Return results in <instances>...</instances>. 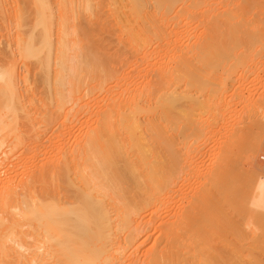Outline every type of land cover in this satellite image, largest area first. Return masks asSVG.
<instances>
[{
  "label": "bare ground",
  "instance_id": "bare-ground-1",
  "mask_svg": "<svg viewBox=\"0 0 264 264\" xmlns=\"http://www.w3.org/2000/svg\"><path fill=\"white\" fill-rule=\"evenodd\" d=\"M55 1L56 6L53 7L52 0H0V13L10 10L8 17L15 31H10L9 36L18 51L17 55L11 51L14 58L11 55L10 59L7 55L9 59L3 57L5 63L0 61V152L4 150L0 165L11 159L14 150L26 139L20 123L23 117L21 111L25 110L27 103L34 105L35 98L31 96L25 101L19 84L23 77L24 81L28 80L30 65L39 70V77L45 82L46 103L54 105L51 115L61 120V128H56L59 131L57 152L50 156L53 163L48 159L46 165L39 164L38 169H30L29 162L35 161L28 160L29 164L26 160L15 164L11 162L6 168L11 169L10 173L0 176V264H235L236 258L242 257V252H239L240 257H236L238 250L233 246L227 250L228 257L225 254L226 257L221 256V260L215 263L210 259L211 253H208L210 246H204L208 243L206 240L205 243L199 242L200 236L192 237L194 240L191 237L182 240L174 229L176 225H166L164 238L159 243L152 242L149 248L146 246L148 249L143 248L147 238L139 245L136 243L140 237L139 231H142L140 218L147 214L151 224L158 217L160 208L169 204L166 203L171 188L184 165L181 154L186 152L183 155H189L204 136L210 132L212 135L220 122H231L229 119L221 121L226 116L228 101L224 99L227 91L234 85L237 89L238 83H234L236 78H251H248V73L252 66L257 67V71L250 75H257L261 63H256L258 66L252 64L257 62L256 58L264 56V0ZM31 4L35 8L33 17ZM104 32L116 35L123 48L112 54L106 52L105 42L97 38ZM116 58L120 64L129 58H136L135 61L140 64L149 65V77L130 88L129 84H124V77L114 70L113 64L119 62ZM18 60L26 68L27 73L22 74L23 77L16 65ZM138 62L136 64L140 65ZM251 82L245 81L246 84ZM241 89L239 87L238 94ZM262 90L261 97L253 99L252 106L248 102L251 107L245 108L250 110L248 113L251 115L254 113L256 119L253 123L256 121L257 125L261 115L258 117L254 105H262ZM102 91L105 94L100 101L103 111H100L98 104V111L92 112L90 99L99 103L96 99H99ZM87 97L89 101L86 103ZM231 102L228 104L232 105ZM259 105V108H264V105ZM248 113L245 115L251 116ZM78 115L81 118L87 115V119L82 118L85 125L82 128L77 125L78 131L73 135V141L69 140L72 143H69L65 137L71 133L76 120L78 122ZM32 118L31 113L24 116V123H31ZM247 121L249 123L251 120ZM251 125L252 121L248 126ZM231 126L227 124L228 128ZM223 128L225 130L226 126ZM233 128L230 134L238 129L243 132L242 126L236 131ZM231 130L228 129V133ZM242 134L239 138L243 137ZM231 137L228 140L219 137L222 141L218 138L217 147L214 145L218 150L213 151L210 164L205 168L206 179L200 181L197 194L193 192L195 196L191 199L199 212L203 205L210 202L212 211L219 210L215 199L218 201L224 194L223 184L227 181L221 180L224 177L230 180L232 169L234 174L239 170L233 168L237 167L234 163V166L228 165L230 155L236 148L233 149ZM237 152L233 154L235 157L231 156L233 159ZM251 152L254 155L248 154V160L258 171V178L250 201L252 199L254 208L264 210V165H261L262 161L259 163V157L256 159V151L248 153ZM229 168L231 171L227 170ZM28 169L31 175L24 180L18 172L27 170L30 173ZM207 178L221 179L219 182L223 184H216L215 187L214 182L210 184L212 180L206 181ZM236 192L230 196L236 197ZM196 213L198 211L192 215L196 216ZM189 215H185L187 217L182 224H189L192 218ZM201 228L197 230L192 227L196 232H200ZM205 236L208 235L202 238L205 239ZM28 238H32V241L29 242ZM223 245L221 247L225 248L226 244ZM247 246L242 251L254 255L255 251ZM241 248H238L239 251ZM139 252H142V257L137 254ZM215 254L219 257L223 253ZM137 255L141 258H137ZM250 256L248 261L253 260L251 258L254 256Z\"/></svg>",
  "mask_w": 264,
  "mask_h": 264
},
{
  "label": "rangeland",
  "instance_id": "rangeland-1",
  "mask_svg": "<svg viewBox=\"0 0 264 264\" xmlns=\"http://www.w3.org/2000/svg\"><path fill=\"white\" fill-rule=\"evenodd\" d=\"M52 5H53V7H55L56 6V1L55 0H52ZM30 13L32 14L31 16L33 17L34 15H35V8L33 7V4H31V7H30ZM9 14H10V10H7V12L6 13H0V61L2 60L3 61V63H5L6 61H5V59H9L8 57L10 56V59H11V55H12V53L13 54H15V55H17L18 54V51H17V49H16V46L14 45V43L12 42V40H11V38H10V36H9V32L11 31V32H14L15 31V27H14V24H12V21H11V19L8 17L9 16ZM2 15H4V16H2ZM31 16H29V17H31ZM31 17V18H32ZM98 39L100 38L101 39V41L103 40L104 42H105V44H106V52L108 51L109 53L111 52V54L113 53V52H115L117 49H119V48H123L122 46V44L121 43H119L118 42V40H117V36L116 35H114V34H112V33H108V32H104V33H101L100 34V36H98L97 37ZM11 51H12V53H11ZM72 53H74L73 51H72ZM71 53V54H72ZM7 55H9V56H7ZM128 55V54H127ZM129 55H130V53H129ZM7 56V57H6ZM131 56V55H130ZM5 59H4V58ZM12 57L14 58V55H12ZM128 57V56H127ZM260 57V56H259ZM259 57L258 58H256L255 60L257 61V62H254L252 65H255L256 63H261L259 66H258V73L260 74H258V73H256L255 75L256 76H254V77H252L253 76V74L257 71L256 69H257V67L255 68V66H252L253 67V69H251V72H254V73H252L251 74V72L249 71V73H248V78L249 77H251V78H255L254 80L253 79H251V78H249V79H243L242 77H239V79L238 78H236L237 76H239V74H237V76L235 75V77L234 78H236V80L234 81V83L235 84H237L238 83V85H237V89L235 88V85H234V83L232 84V85H234V86H231L230 88L231 89H236V90H232V93H233V91H235L234 93H236L237 94V96L235 95V97H234V95L230 92L231 91V89L229 88V90L227 91V93L226 94H228V95H226L225 97H226V99H227V96H228V99L226 100V99H224V101L226 102V101H228V103H230L231 101V103H232V105L231 104H228L227 103V108H226V113H225V115L227 116V118H226V116H225V118H223L221 121H223V120H225V121H227V119H229V120H231V122L232 123H234V124H231V122L230 121H227V122H220V123H224L223 125L224 126H226V129L228 128L227 127V124H228V126H233L234 128V130L233 131H236L237 130V128H239V127H241L242 126V131L243 132H241L239 129V131L241 132H239L238 130H237V132L236 133H234L233 132V134H234V136H229V135H233V134H230L231 132H232V130H231V127L230 128H228V129H230L231 131L228 133V129L225 131L224 130V128L223 129H221L222 127H224L222 124H217L218 126H216L217 127V129L215 130V131H213V133L214 132H216L215 133V136H214V134L212 133V135H210L211 134V132L210 133H208V135H206V137L207 136H210L209 138L207 137V139H205L206 137L204 136L203 137V139H201L200 141H199V143L198 144H196V148L195 147H193V149H191V151H192V153H191V151L189 152L190 154L188 155V153L187 154H184L183 155V153H186V152H183L182 154H181V159H182V162L184 163V165H182L183 167H181L182 168V171H181V173L178 175V178L177 179H175V181H174V183H173V186H172V188H173V190H172V188H171V193H170V196H169V200H168V202L166 203V204H168L167 206L166 205H163L161 208H160V211H159V215H158V217H156V219L154 220V222H151V224H150V222H149V220H148V215L147 214H145L144 216H142L141 218H140V224H142V226H141V230L142 231H139V236L140 237H138V241H137V243L136 244H140V242H143L144 240H146V239H144V238H147V242H145V246H143V248H146V246L149 248V246H151V245H153V243L155 242V243H159V242H161V239L162 238H164V236H165V234H166V230H167V228H166V225L168 226H170L171 225V227L172 226H174V227H176V228H174V229H176V231L177 232H179V234H180V238L182 239V240H184V237H185V239L186 238H189V237H198V236H200L199 238H200V241L199 242H201L202 241V243H207V244H204V246L205 245H207V247H209L210 248V250H209V254L211 253V255H210V259L212 260V261H217L218 262V260L220 261L221 260V256L224 258V256L226 257V255L225 254H227V257H228V253H227V250H229V248H231L232 246V248H236V250H238V251H236V254H237V256L236 257H240L241 255H242V257H240V258H236V260H237V262H236V260H234L237 264H241V263H249V264H264V210L263 209H260L259 207L257 208L256 206H255V208L253 207V204H252V199H251V201H250V198H252L253 196V188H255V185H256V181H257V176H258V171L254 168V166L251 164L250 165V161L248 160L249 158V156L250 155H254V153L253 152H251V154L250 153H248L249 151H251V150H255L256 151V153H255V156H257L256 157V159L258 160V157H259V163L261 162V165H264V117H261L263 114H264V108H259L258 107V105H259V103H258V105H254L255 106V108L257 107V110H258V113H257V115H258V117H259V115H261L260 116V122L258 123V125H257V122L255 121V123H253V120L254 119H256V117H255V115H254V113L251 115L250 113H248V112H250V110L248 111L247 109H245V108H247V107H251L254 103L252 102L253 101V99L254 100H256L257 98H259V97H261L260 96V94L263 92V90L262 89H264V61H262V58L264 57V56H261L260 57V59H259ZM1 58H3V59H1ZM117 59V58H116ZM264 59V58H263ZM118 60V59H117ZM116 60V61H117ZM136 60V58H129L128 60H126V62H124V63H121L120 64V61L117 63H115V64H113V66H115L114 67V70H115V72L116 73H118V74H120V76L121 77H124L123 78V82H124V84L126 83V85L127 84H129V86H130V88H132L134 85H138V83L139 82H141V83H143L144 81L143 80H145V79H147L148 77H149V73H147V71L149 72L150 71V69L148 70V67H149V65H147L146 66V64L145 63H139L138 61H135ZM137 60H139V59H137ZM260 60V62H258ZM5 61V62H4ZM8 61V60H7ZM115 62V61H114ZM113 62V63H114ZM132 62V63H131ZM136 62H138L140 65H137L136 64ZM119 64V65H118ZM135 64V65H134ZM145 64V65H144ZM16 65H17V68H18V71L21 73V75L22 74H24L25 73V70H26V68H25V65H23V62H21V61H19L18 60V62L16 63ZM134 65V66H133ZM143 65V66H142ZM135 66H136V68H135ZM263 67V69H261L262 67ZM30 68L29 69H31L30 71H29V73H28V77H27V79L28 80H25L24 81V75L27 73H25L24 75H22V77H23V80H21L20 81V91L22 92V94H23V98L25 99V101H27V99H28V97H31V96H34L33 98H35V104L34 105H31V104H29V103H27V106H26V108H25V110H23V111H21V115H23V117L24 116H27L29 113H31L32 115H33V117L34 118H32L33 119V121L31 122V123H24L25 122V120L26 119H23V117H21V119H20V123H21V125H23V127H22V132H23V134L26 136L25 138L26 139H24V141L21 143V146L20 147H18V149L16 148V150H14L15 151V153H13V155L10 157L11 159H7L6 160V162H8V163H6V162H3V164L2 165H0V167L2 168V169H0V170H2L1 171V173H0V176H4V173H6V174H9L10 173V170L11 169H6L7 167H8V165L11 163V162H16L17 163V161H23V160H26L27 161V163H28V160L29 161H35V162H29L30 163V165H31V168H30V166H29V168L30 169H32V168H37L38 169V167H40V165L41 164H43V165H46L47 163H48V159H49V162H52L53 163V161H51L52 159L50 158V156H53V154L54 155H56V150H55V148H57L56 146H58L57 144H59V143H57L58 142V135L57 134H59V131L57 130V129H59V128H61V126L59 127V125L61 124V120L60 119H58V118H56L55 116H53V115H51L53 112H51L53 109H54V105H53V103H46V100H47V89H46V85H45V82L43 83V81L41 80V78L39 77L40 75L38 74V72H39V70L38 69H35L34 68V65H30L29 66ZM140 67V68H139ZM144 67V68H143ZM251 67V68H252ZM261 67V68H260ZM143 68V69H142ZM260 68V69H259ZM255 70V71H254ZM263 70V71H262ZM144 71V72H143ZM260 71L263 73V75H262V73H260ZM141 72H143L142 74H140ZM146 72V73H145ZM140 74V75H139ZM143 74H145V76L143 75ZM147 74V75H146ZM252 76H251V75ZM258 75L260 76L259 78H260V80L258 79ZM141 76H143V77H141ZM148 76V77H147ZM241 76V75H240ZM262 76V77H261ZM145 77V78H144ZM126 78V79H125ZM137 78V79H136ZM140 78V79H139ZM258 80H257V79ZM129 80V81H128ZM243 80H245V81H247V82H251V80H252V82L253 81H255V83L257 84H255L254 82L252 83L251 82V84L249 83H245V81H244V83H243ZM125 81H127V82H125ZM136 81V82H135ZM147 81V80H146ZM237 81H239L240 82V84H243V85H241V86H239V82H237ZM258 81V82H257ZM263 81V82H262ZM134 83V84H133ZM136 83V84H135ZM260 83V84H259ZM131 84V85H130ZM140 84V83H139ZM247 85V86H245V85ZM254 84V85H253ZM251 85V86H250ZM261 85V86H260ZM128 86V87H129ZM243 86V87H242ZM245 86V87H244ZM254 86V87H253ZM257 87V89H256V87ZM239 87L240 88H242L243 89V91H242V89L240 90L241 91V94H240V91H239V94H240V96H238L239 94H238V90H239ZM252 87V88H251ZM259 87L260 88H262V89H259ZM249 89V90H248ZM250 89L253 91H250ZM246 91V92H245ZM243 92V93H242ZM255 92V93H254ZM256 92H257V94H256ZM105 93V92H104ZM251 93V94H250ZM259 93V94H258ZM100 94H102L101 95V97H100ZM99 94V99H96V100H98L99 101V103H97V102H95V101H92V100H94V99H90L91 101H90V103H91V107H92V109H91V107H89L90 108V110H92V112H96V111H98V109L96 108V107H98V104H100L101 105V103H100V101H101V99H102V97L104 98L105 96V94H103V91H102V93H100ZM231 94H232V97H231ZM248 94V95H247ZM251 96H250V95ZM258 95V96H257ZM245 96V97H244ZM255 96V97H254ZM229 97H230V100H229ZM238 97V98H237ZM246 97H247V99H246ZM252 97V99H250ZM257 97V98H256ZM89 99V97H87V99H86V103L89 101L88 100ZM234 99V100H233ZM237 99H239V100H237ZM245 99V100H244ZM103 100V99H102ZM238 102H236V101ZM242 100V101H241ZM246 100H247V103H246ZM248 100H251V102L250 101H248ZM230 101V102H229ZM240 101H241V103H240ZM245 101V102H244ZM94 102V103H93ZM234 102V103H233ZM242 102L244 103V104H242ZM248 102H249V104L251 105L252 103V105L251 106H249V104H248ZM93 103V104H92ZM96 103H97V106H96ZM245 103H246V105H245ZM262 103V105L261 106H263L264 105V101L263 102H260V104ZM240 104V105H239ZM99 105V108H100V111H103V108H102V105L100 106ZM244 105H245V107H244ZM229 106H230V108H231V111L229 112V110H230V108H229ZM235 106V107H234ZM243 108H242V107ZM260 106V105H259ZM260 106V107H261ZM238 107V108H237ZM94 108H95V110H94ZM232 108H233V110H232ZM234 108H235V110H234ZM240 108L242 109V110H240ZM255 108H253L254 110V112H255ZM97 109V110H96ZM261 109H263V110H261ZM238 110H240L239 112V114L237 113L238 112ZM247 111V113L249 114V115H251V116H249L248 117V115H245V114H247V113H245L246 111ZM252 110V109H251ZM228 111V112H227ZM252 111V112H253ZM244 112V113H243ZM251 112V113H252ZM263 112V113H262ZM88 113V112H87ZM230 113V114H229ZM234 113H235V115H234ZM237 113V114H236ZM228 115H229V118H228ZM234 115L235 116V119H234V116H233V119H232V116ZM238 115V116H237ZM256 115V116H257ZM82 116V115H81ZM241 116V117H240ZM248 118H247V117ZM264 116V115H263ZM84 117V118H83ZM83 119L84 120H86L87 119V115H83ZM85 117H86V119H85ZM237 117V118H236ZM238 117H239V120H238ZM250 117H251V119H250ZM253 117H255V118H253ZM81 117L78 115V122H77V120H76V122H75V124L76 125H73V128L75 127V126H77V125H79V127H83L84 125H83V122H82V118L80 119ZM236 119H237V124H236ZM233 120V121H232ZM247 120H251L252 121V124L253 125H251V126H248V125H250L251 124V121H249V123H248V121ZM80 121V122H79ZM238 121H239V123L240 124H242L241 126H240V124L238 123ZM241 121V122H240ZM247 121V122H246ZM244 122V123H243ZM74 123V122H73ZM80 123V124H79ZM226 123V124H225ZM229 123H230V125H229ZM261 123V124H260ZM220 125H222V126H220ZM244 125V126H243ZM254 125H256L255 127H252V126H254ZM221 127V128H220ZM246 127H248L249 128V130L246 128ZM57 128V129H56ZM72 128V129H73ZM218 128H219V130L220 131H218L217 132V130H218ZM252 128V129H251ZM72 129H71V133H69L65 138L66 139H68V141L67 142H69V140H71V141H73V135L75 134V133H77V131H78V126L77 127H75L74 128V130L72 131ZM236 129V130H235ZM248 130V131H245V130ZM258 129V130H257ZM56 130V131H55ZM76 130V131H75ZM79 130H80V128H79ZM250 130H252L253 131V133L250 131ZM256 131V133H255V135H254V132ZM221 132V134H219ZM227 132V134H225ZM219 135H218V134ZM239 133V134H238ZM242 133H244V135H245V133H246V135H245V137H244V135L242 134ZM225 134V135H224ZM229 134V135H228ZM237 134V135H236ZM242 134V136L243 137H241V138H239L240 137V135ZM249 134V136H247ZM216 135H218L220 138H222V140L225 138V139H229V137H231L230 139L232 140V142L231 143H233V149L235 148V152H233V153H231V155H230V159H232L231 161H230V159H229V162H228V165L230 164V165H232V166H234L233 165V163L238 167H233L235 170L236 169H239V170H237V171H235V174H234V171H233V169H232V167H231V169H232V172H230L231 173V176L229 177V179L230 180H228V179H226L227 177H224V178H222V180L221 179H219V180H221V181H225V180H227V181H225V183L223 184L222 182V184L224 185V190L225 191H227L226 193H225V191L223 192L224 194H222L221 195V197H220V199L217 201L216 199H215V205L216 206H220V208H219V210H217V211H212V208H211V206L210 205H212V203L210 202V203H207L206 205H203V207H201V211L199 212V210L198 209H196V205H195V203L193 204V201H192V199L194 198V196L197 194V192H198V190L197 189H199L198 187H200L199 185H200V181H204L206 178H205V168L206 167H208L209 166V164H210V162L209 161H211V158L213 157V151L215 152V150H218V149H216V147H217V145H218V141H219V137L218 136H216ZM70 137V138H69ZM249 137V138H248ZM255 137V138H254ZM72 138V139H71ZM219 138V139H218ZM233 138V139H232ZM244 138V139H243ZM247 138H248V140H247ZM257 138V139H256ZM259 138H260V141H259ZM204 139H205V142H207V143H205L204 142ZM215 139V140H214ZM247 140V142H246V140ZM250 139V140H249ZM258 140L257 142H255L256 140ZM214 140V141H213ZM217 140V141H216ZM221 139H220V141H222ZM230 140V141H231ZM240 140V141H239ZM242 140H244V142L242 141ZM253 142H252V141ZM69 142V143H72V142ZM234 141V142H233ZM237 141V142H236ZM203 142V143H202ZM214 142H217L216 144L214 143ZM255 142V143H254ZM260 142V143H259ZM262 142V143H261ZM205 143V144H204ZM209 143V144H208ZM213 143V144H212ZM234 143H236V144H234ZM242 143V144H241ZM247 143V144H246ZM250 143V144H249ZM257 143L258 144H260V146H258L257 145ZM257 146H256V145ZM202 145V146H201ZM213 145V146H212ZM216 147H215V146ZM236 145V146H235ZM243 145H246L247 147H243ZM249 145V146H248ZM198 146V147H197ZM200 146V147H199ZM254 146H255V148L256 147H259V149H255L254 148ZM211 147V148H210ZM215 147V149L213 150V148ZM242 147H243V149H242ZM250 147H251V150H250ZM248 148V149H247ZM49 149V150H48ZM195 149V150H194ZM38 150V151H37ZM54 152H53V151ZM197 150V151H196ZM236 150H238V152H237V154H235L236 155V160L235 159H233V157H231V156H234L233 154L234 153H236ZM240 150V151H239ZM242 150V151H241ZM248 150V151H247ZM4 151V150H3ZM3 151L2 152H0V157H2V154H3ZM31 151V152H30ZM32 151H33V154H32ZM47 151V152H46ZM196 151V152H195ZM198 151H199V153L200 154H198ZM234 151V150H233ZM245 151V152H244ZM27 153V154H22V153ZM31 154H30V153ZM50 152V153H49ZM51 152H52V154H51ZM260 152V153H259ZM206 153V154H205ZM211 153H212V156H211ZM247 153V154H246ZM259 153V154H258ZM21 154V155H20ZM193 154H194V156L197 158H195L194 156H193ZM242 154V155H241ZM248 154H249V156H248ZM16 155V156H15ZM20 155V156H19ZM46 155V156H45ZM188 155V156H187ZM259 155V156H258ZM18 156V157H17ZM184 156V157H183ZM191 156V157H190ZM198 156V157H197ZM239 156V157H238ZM241 156V157H240ZM243 156H244V158H243ZM13 157V158H12ZM15 157H17L16 158V160L14 159ZM20 157V158H19ZM186 157V158H185ZM190 157V158H189ZM211 157V158H210ZM235 157V156H234ZM3 158V157H2ZM2 158H0V160L2 159ZM46 158H47V160H46ZM239 158V159H238ZM12 159H14V161L12 160ZM51 159V160H50ZM184 159H186V160H184ZM189 159H191V162H190V160ZM8 160H10V161H8ZM12 160V161H11ZM42 160H44V161H42ZM200 160V161H199ZM247 160V161H246ZM2 161V160H1ZM187 161H188V164H187ZM194 161V162H193ZM47 162V163H46ZM185 162H186V164H185ZM196 162V163H195ZM200 162V163H199ZM207 162V163H206ZM238 162V163H237ZM249 162V163H248ZM6 163V164H5ZM26 163V164H27ZM28 163V164H29ZM45 163V164H44ZM195 165H194V164ZM198 163H199V165H198ZM15 164V163H14ZM34 164V165H33ZM40 164V165H39ZM197 164V165H196ZM207 164V165H206ZM247 164V165H246ZM33 165V166H32ZM43 165H41V166H43ZM240 165V166H239ZM190 166V167H189ZM201 166V167H200ZM250 166V167H249ZM184 167H185V169H184ZM192 167V168H191ZM194 168V169H193ZM201 168V169H200ZM242 168V169H241ZM189 169V170H188ZM29 170V169H28ZM34 170V169H33ZM187 170H188V173H187ZM227 170H229V171H231L230 170V168L229 169H227ZM4 171V172H3ZM20 172H18L19 174H20V176L21 177H23L24 178V180H26V178L27 177H29L30 175H31V172H30V170H29V172L30 173H28V171L27 170H19ZM196 171V172H195ZM247 171V172H246ZM186 172V173H185ZM193 172V173H192ZM205 172V173H204ZM244 172H245V174H244ZM23 173V174H22ZM25 173V174H24ZM26 173H27V176H26ZM191 173V174H190ZM230 173H228V175L230 174ZM237 173V174H236ZM188 174V175H187ZM184 175V176H183ZM189 175H191L190 177H189ZM195 175V176H194ZM232 175H236V176H232ZM240 175V176H239ZM244 175V176H243ZM246 175V176H245ZM188 176V177H187ZM194 176V177H193ZM225 176H226V174H225ZM243 176V177H242ZM182 177H184V178H182ZM195 177H197V179L195 178ZM232 177V178H231ZM238 177H240V178H238ZM181 178V179H180ZM187 178V179H186ZM200 178V179H199ZM205 178V179H204ZM236 178H237V180H236ZM185 179V180H184ZM189 179V180H188ZM196 179V180H195ZM238 179H241L240 181H238ZM244 179V180H243ZM192 180V181H191ZM197 180H198V183H197ZM212 180V181H211ZM211 180L210 179H208L207 178V180L206 181H211L210 182V184L212 183V185H213V182H214V186L216 187V184H221L220 182H219V180L218 179H216L215 180V178H211ZM217 180H218V182H217ZM232 180H233V182H234V184L232 183ZM191 181V182H190ZM196 183H195V182ZM180 182V183H179ZM231 182V183H230ZM237 182H238V184H240L241 186H243V187H245V188H249L248 190L247 189H245V188H243V187H241L240 185H238V186H236L237 185ZM255 182V183H254ZM195 185H194V184ZM227 183V184H226ZM178 184V185H177ZM197 184V185H196ZM231 184L233 185V186H235V187H233V186H231ZM223 185H221V187L223 186ZM225 185H226V187H225ZM227 185H230L229 187L227 186ZM185 186V187H184ZM188 186V187H187ZM210 187H211V185H210ZM213 187V186H212ZM214 187V188H215ZM230 188V189H228V188ZM239 188V189H237V192L235 191V189L236 188ZM191 188V189H190ZM197 188V189H196ZM226 188H227V190H226ZM240 188H242V189H244V190H240ZM233 189V190H232ZM250 189H251V191H250ZM246 190V191H245ZM184 191V192H183ZM195 191V192H194ZM232 191H233V193H232ZM244 191H245V193L247 194H245L244 193ZM250 191V192H249ZM173 192V193H172ZM187 192V193H186ZM193 192H194V194L195 195H193ZM231 192V193H230ZM234 192H236V197L237 196H239L238 198H236L235 196L233 197H231L230 195H234L235 193ZM241 193V194H238L237 195V193ZM175 193V194H174ZM177 193V194H176ZM181 193V194H180ZM227 193H229L228 195H227ZM250 193V194H249ZM173 194V196H174V198H173V196H172V199H171V195ZM249 194V195H248ZM227 195V196H226ZM244 195V196H243ZM184 196V197H183ZM226 196V197H225ZM241 196H242V198H241ZM186 197V198H185ZM191 197H192V199H191ZM223 197V198H222ZM230 197V198H229ZM245 197V198H244ZM247 197V198H246ZM225 198V199H224ZM244 198V199H243ZM170 199H171V201H170ZM174 199V200H173ZM226 199H227V201H226ZM239 199V200H238ZM189 200V201H188ZM230 200V201H229ZM232 200V201H231ZM174 201V202H173ZM221 202V203H220ZM223 202H225V203H223ZM192 203V204H191ZM201 204V203H200ZM199 204V205H200ZM213 204H214V201H213ZM224 204V205H223ZM238 204V205H237ZM171 205V206H170ZM222 205H223V207L224 208H222ZM234 205V206H233ZM241 205V206H240ZM188 206V207H187ZM239 206V207H238ZM163 207H165V209L163 208ZM169 207V208H168ZM192 207V208H191ZM194 207V208H193ZM244 207V208H243ZM163 208V209H162ZM175 208V209H174ZM200 208V207H199ZM203 208V209H202ZM233 208V209H232ZM239 208V209H238ZM189 209H191L192 210V212L189 210ZM211 209V210H210ZM164 210V211H163ZM166 210V211H165ZM169 210V211H168ZM221 210V211H220ZM263 210V211H262ZM186 211V212H185ZM198 211V213H196V216L195 215H192L193 214V212H197ZM203 211V212H202ZM166 212V213H165ZM189 212V213H188ZM202 212V213H201ZM217 212H219L218 213V215H217ZM222 212V213H221ZM262 212V213H261ZM170 213V214H169ZM190 214L189 216H191L192 218H190V222H189V224L187 223V224H182V221H184L185 222V220H186V217H185V215H188V214ZM214 213H216L215 215H214ZM195 214V213H194ZM205 214V215H204ZM183 215V216H182ZM220 215V216H219ZM182 216V217H181ZM184 219V220H183ZM191 219H194L193 221L191 220ZM197 219V220H196ZM199 219H200V222H199ZM222 219V220H221ZM164 220V221H163ZM181 220V221H180ZM202 220V221H201ZM144 221V222H143ZM146 221V222H145ZM220 221V222H219ZM158 222H159V224H158ZM167 222H168V224H167ZM183 222V223H184ZM210 222V223H209ZM225 222V223H224ZM146 223H148L147 225H146ZM199 223V224H198ZM213 223V224H212ZM216 223V224H215ZM146 225V227H144V225ZM155 224V225H154ZM181 224V225H180ZM215 224V225H214ZM153 225H154V227H153ZM176 225V226H175ZM206 225H207V227H206ZM209 225H211V226H209ZM218 225H219V227L220 228H218ZM168 226V227H169ZM179 226V227H178ZM189 227H191V229H192V227L193 228H196L197 230H199V228L200 227H203V229L201 228V231L199 232H196L195 231V229H190ZM199 227V228H198ZM212 229H211V228ZM146 229V230H145ZM186 229V230H185ZM209 229V230H208ZM218 229L220 230V231H218ZM189 230H190V232H189ZM195 232H194V231ZM204 230V231H203ZM215 230H216V232H215ZM192 231V232H191ZM207 231V232H206ZM235 231H237V232H235ZM247 231V232H246ZM141 232H143V233H141ZM206 232V233H205ZM242 234H241V233ZM247 234H246V233ZM183 233V234H182ZM185 233V234H184ZM188 233V234H187ZM193 233V234H192ZM198 233V235L196 236V234ZM200 233H205V234H201L200 235ZM212 233V234H211ZM239 233V234H238ZM256 233V234H255ZM192 234V235H191ZM208 235V236H205V239H203L202 237L204 236V235ZM218 234V235H217ZM145 235L146 236H148V237H145ZM246 235V236H245ZM248 235V236H247ZM240 236H241V238H240ZM219 237V238H218ZM244 237V238H243ZM246 238V239H245ZM258 238V239H257ZM29 239V240H28ZM27 240L30 242V241H32V238H28ZM144 239V240H143ZM195 239V238H194ZM193 238H192V240H194ZM202 239V240H201ZM208 239V240H207ZM253 239V240H252ZM197 240H198V238H197ZM196 240V241H197ZM204 240H206L205 242H204ZM255 240V241H254ZM257 240V241H256ZM242 241V242H241ZM247 241V243H244V242H246ZM251 241V242H250ZM254 241V242H253ZM153 242V243H152ZM198 242V241H197ZM211 242V243H210ZM248 242L250 243V245L248 244ZM232 243L234 244V245H232ZM257 243H259V244H257ZM225 245V248L224 247H221L222 245ZM239 244H241V245H239ZM255 244V245H254ZM223 245V246H224ZM230 245V246H229ZM235 245H237V247L238 248H241L240 250L241 251H239V249L235 246ZM247 245H249V246H247ZM227 246V247H226ZM246 246L247 247H251L255 252H253V253H255L254 255H252V256H254L253 258H251L252 256H250V254L248 255V252L247 251H242L244 248H246ZM148 248H146V249H148ZM146 249H143V250H146ZM212 249H219V251H217V250H215L214 252H213V250ZM22 250L23 251H26L25 250V248H22ZM222 250V251H221ZM226 250V251H225ZM260 250H262V251H260ZM221 251V252H220ZM225 251V252H224ZM257 251V252H256ZM260 251V252H259ZM215 252H218V254L219 253H223L222 255H219V257L217 256V254H215ZM239 252H242V253H240L239 254ZM259 252V253H258ZM262 252V253H261ZM244 253H246L247 255L245 256V254ZM258 255H257V254ZM138 255H140L141 257H142V252H139V253H137ZM136 256L137 258L139 257V256ZM238 255H240V256H238ZM257 255V256H256ZM218 257L217 259H216V257ZM249 256H250V258L251 259H253V260H250V261H248L249 260ZM141 257H139V258H141ZM245 257V258H244ZM227 258H225L224 260H226ZM244 261H242V260ZM263 259V260H262ZM242 261V262H241ZM251 261H253V262H251ZM217 262H215V263H217ZM241 262V263H240ZM235 263V264H236Z\"/></svg>",
  "mask_w": 264,
  "mask_h": 264
}]
</instances>
